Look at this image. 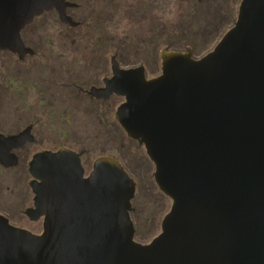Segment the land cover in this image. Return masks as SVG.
I'll return each mask as SVG.
<instances>
[{"label": "water", "instance_id": "water-1", "mask_svg": "<svg viewBox=\"0 0 264 264\" xmlns=\"http://www.w3.org/2000/svg\"><path fill=\"white\" fill-rule=\"evenodd\" d=\"M64 0H0V51L31 53L20 31ZM102 95L123 98L113 118L144 149L170 201L160 232L138 243L130 218L136 183L112 157L87 176L74 152L29 162L33 234L0 214V264H264V0H240L233 25L199 58L160 52V73L121 70ZM25 133L0 135V163Z\"/></svg>", "mask_w": 264, "mask_h": 264}, {"label": "flooded vegetation", "instance_id": "flooded-vegetation-1", "mask_svg": "<svg viewBox=\"0 0 264 264\" xmlns=\"http://www.w3.org/2000/svg\"><path fill=\"white\" fill-rule=\"evenodd\" d=\"M64 1L71 5L65 9V15L73 25L62 23L55 10L44 12L20 31V40L24 48L31 51L30 54L27 53L20 59L17 54L0 51V135L7 138L25 133L24 143L10 151L13 157L4 160L6 166L0 163V169L16 172L17 177L26 183L30 198V205L24 210L14 208L10 212L11 218L4 210H0V214L12 226L18 225L20 220L40 224V231L36 234L41 232L42 219L31 221L25 215L33 207V195L29 187L32 180L29 162L32 157L41 152L69 150L79 156L87 176L94 160L111 156H98L91 162V150L83 148L85 107V111L91 110L94 116L93 127L96 130L110 131L116 125L129 142L136 143L127 138L113 118L123 98L99 93L105 89V81L113 77L114 63L121 70L143 67L147 79L160 73V53L159 65L158 62L156 65L157 55L153 58L152 53L150 54L153 65H156L153 72L147 62L127 63L123 57L117 58L113 43L111 47L108 45L105 48L103 43L109 44L114 38L112 29L104 37L103 43L97 39L102 44L100 48L95 47L92 36L87 37L90 23H87L88 20L84 21L83 17L89 9L84 8L94 9L97 5L100 8L97 9L98 17L103 18L104 11L113 12L112 4L115 0ZM157 3L158 0L149 1L151 8H156ZM44 17H49L45 25L34 27L36 21ZM39 30H43L45 35H41ZM120 48L128 51L125 45ZM137 147L144 151L142 147ZM112 158L125 167L121 160ZM0 205L6 206L4 199H0Z\"/></svg>", "mask_w": 264, "mask_h": 264}, {"label": "rangeland", "instance_id": "rangeland-1", "mask_svg": "<svg viewBox=\"0 0 264 264\" xmlns=\"http://www.w3.org/2000/svg\"><path fill=\"white\" fill-rule=\"evenodd\" d=\"M149 1L150 0H115L112 4L113 12L111 11L108 13V11H104L105 15L103 18L98 17L97 9L100 8L97 7V5H95L94 9L85 7L84 9H89V11H86L83 20H88L87 23H90V31L87 37L89 38L92 36L91 40L96 43L95 47L100 48L102 45L100 42L103 43V41H105L104 37H106L108 31L112 29L114 38L109 44L103 43L104 47L106 48L108 45L111 47V43H113V49H115L114 51L117 54V58L121 56L127 63L144 61V63L147 62L149 66L153 65L150 54L153 52L154 45L148 42L153 41L151 34L155 28L157 30V28L162 25L163 35L175 37L177 39L175 45L178 46H183L186 39L193 37L194 40L196 38H203V35L196 33L193 34V37L190 35L191 33H187L184 36V32L188 31L190 26L186 24L181 26L178 23L176 17L178 14V7L176 4L180 0H158L156 8H151ZM91 9L93 10L90 13ZM107 13L109 15H107ZM111 13H113V16H111ZM48 18L49 17H44L37 20L34 27L45 25ZM217 24H219V22H217ZM203 28L205 31L208 30L205 29L204 26ZM39 33L45 35L43 30H39ZM169 33H173L174 36ZM176 35H180V37ZM111 36L110 38H112ZM97 39L100 41V44L97 42ZM121 45L127 46L128 51L120 48ZM214 45L210 47L208 52ZM163 49L162 47H158L156 51V65L157 62L159 65V53ZM195 50L200 51L197 47ZM193 56L198 58L202 56V54ZM151 69L153 70L155 67H151ZM85 109L86 107L83 112V148L91 150V162L98 156H111L123 162L131 178L136 183L135 195L132 200L133 210L130 213L135 235L140 240H146L145 242L151 241L153 235H157L160 232L162 203V194L158 191L153 181L154 167L147 160L144 151L139 149L136 143L129 142L123 133L117 129L116 125L110 131L105 129L101 131L100 129L96 130L93 127L95 121L93 120L94 116H92L91 110L85 111ZM128 162H130V164H128ZM88 169L89 168H87V170ZM26 181L27 179L25 182ZM0 199H4L6 203V206L0 205V210H4L9 218H11L10 212L14 208H21L24 210L30 205L29 191L26 183L24 184L23 179L17 177L16 172L0 169ZM14 227L27 230L33 234L40 231V224L29 223L26 220H20L18 225L14 224Z\"/></svg>", "mask_w": 264, "mask_h": 264}, {"label": "trees", "instance_id": "trees-1", "mask_svg": "<svg viewBox=\"0 0 264 264\" xmlns=\"http://www.w3.org/2000/svg\"><path fill=\"white\" fill-rule=\"evenodd\" d=\"M240 0H180L177 2L176 6L178 7L177 19L178 23L181 26L186 24L190 26L188 31L184 32V36L187 33L193 34H201L203 38L199 39L193 38L186 39L183 46L175 45L177 39L175 37L164 36L161 27H158L152 31L151 38L153 41L148 42L149 44L154 45L152 56L156 57V51L158 47H162L164 49H168L169 51H177V52H185L186 50H190L193 55L196 54H206L212 45L216 44L222 35L233 25V22L236 17L237 7ZM219 22V24H217ZM208 29L207 31L204 30ZM174 36L173 33H169ZM177 36V35H176ZM177 37H180L177 36ZM182 37V36H181ZM175 40V41H174ZM198 48L200 51H196L195 48ZM194 48V51H193ZM196 53V54H195ZM201 57V56H200ZM199 58V57H198ZM154 64L151 67H155ZM153 72L155 69L152 70ZM125 171L128 173L126 167ZM131 177V176H130ZM170 207V201L166 197L162 195V203H161V218L167 213ZM131 215V214H130ZM160 218V220H161ZM160 229V228H159ZM160 231V230H159ZM156 236L153 235L152 238ZM135 240L138 243L145 244L146 240H140L137 236H134Z\"/></svg>", "mask_w": 264, "mask_h": 264}]
</instances>
